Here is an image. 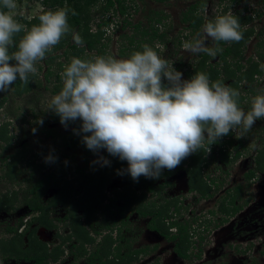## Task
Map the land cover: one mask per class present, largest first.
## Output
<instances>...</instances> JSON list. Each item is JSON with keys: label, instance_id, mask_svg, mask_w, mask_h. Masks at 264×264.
I'll list each match as a JSON object with an SVG mask.
<instances>
[{"label": "clouds", "instance_id": "1", "mask_svg": "<svg viewBox=\"0 0 264 264\" xmlns=\"http://www.w3.org/2000/svg\"><path fill=\"white\" fill-rule=\"evenodd\" d=\"M0 2L10 10L0 11V92H7L17 79L27 83L29 75L37 73V62L46 58L70 28L67 10L46 11L40 23L28 29L11 14L15 0ZM240 28L239 18L229 13L207 22L203 32L213 42L232 43L243 39ZM21 32L25 34L17 44L14 37ZM74 41L83 43L78 35ZM183 47L195 55L215 56L221 51L206 47L200 38ZM155 48L163 50L164 45L157 43ZM60 75L63 86L52 97L49 109L65 127L81 120L80 131L90 133L83 136L86 147L93 152L106 149L127 161L126 171L133 181L141 176L159 179L163 170H175L202 148L210 152L212 145L232 132L243 138L257 120L264 119V95L254 97L245 112L239 106L238 91L211 82L205 73L182 80L173 62L147 44L127 59L73 58ZM38 123L42 125L43 120ZM54 159L49 156L45 162ZM93 163L110 162L100 157Z\"/></svg>", "mask_w": 264, "mask_h": 264}, {"label": "trees", "instance_id": "2", "mask_svg": "<svg viewBox=\"0 0 264 264\" xmlns=\"http://www.w3.org/2000/svg\"><path fill=\"white\" fill-rule=\"evenodd\" d=\"M17 0H15L16 3ZM43 7L40 14L34 16L31 19L24 17H15V19L31 29L32 26L38 25L40 23L39 17L46 11H57V10H67L68 14V24L69 28L75 30L74 35L72 34L70 38L67 35L62 37L59 44L56 45L50 52L46 53L45 63L47 64L46 72L44 74L43 83L39 76L29 75L27 83L17 81L11 86L7 92H0V109L8 100V93L12 91L14 96H23L28 94L38 88L44 86L45 89L49 90L48 84L52 83V78L56 76L54 81V87L52 92L58 94L63 86V80L61 73L64 71L66 64L62 62L56 63L60 58L59 55H52L59 51H63L64 57H67L70 62L73 58H79L81 60H92L97 56L106 57L107 55V41L111 40V37L107 36V31L110 27L114 26L113 17L119 14L125 17L122 28H126L132 25L129 22L130 10L136 5H130L131 0H36ZM157 2H165L167 0H155ZM225 1V0H222ZM233 4H240L242 0H231ZM101 5V16L100 19H95L92 15V9ZM206 6L205 0H196L189 8L183 13L182 21L187 25V28L191 29L192 34L200 31L202 27L209 21H206L204 17L200 14ZM0 11L8 12L10 10L3 7L2 2H0ZM73 11L76 13L73 15ZM227 9L220 16L225 15ZM162 13V11H161ZM157 12V18L152 19L156 24H161L166 15H161ZM239 18V23L241 25L240 31L243 34V39L239 42L224 43V42H213V45L209 48H219L215 56H209L206 53H200L199 59L190 69L184 72L186 80H190L197 73H205L211 82L219 81L223 85H228L230 88L239 92L240 84L243 81L249 80V82H254L256 79L254 76L258 74H264V70L260 69V63L249 60L248 68H245L242 64L243 51L242 48L249 42L254 34L253 29H244V25L248 24L251 20L249 16H237ZM213 20L210 21H214ZM118 25V23L116 24ZM134 31L137 35H140L142 41L137 40V35L132 36L124 35V38L129 40L127 46H123L120 49V54L122 57L129 58L136 51H143V46L147 43H151V47L155 49L152 44L155 40L164 41L167 37L166 33H160L159 28L153 27L152 32L145 28H141L140 24L135 26ZM25 33L21 32L14 37L15 43H19L20 39ZM78 35L83 43L78 45L74 41V36ZM108 37V38H107ZM180 47L183 46V42H180ZM261 43L260 45H262ZM16 50V49H15ZM94 52V56H89L87 53ZM264 56V55H263ZM72 57V59L70 58ZM69 62V63H70ZM58 65V70L55 73L53 71V66ZM39 70H43L40 66ZM183 73L182 69H179ZM228 82H231L228 84ZM167 84V81H165ZM244 97L239 95L238 103L242 104ZM52 121L56 124L60 123V118L52 112ZM10 124L7 122L2 126L7 128ZM0 128V142H4L7 146L12 145L13 135H9V131L5 128ZM82 127V121L77 119L74 122H68L66 128H72L69 135L72 134L71 141L65 142V145L73 150H77L79 147L86 151V155L91 154L93 151L89 150L83 143V136L90 135V133H83L80 131ZM75 130V131H74ZM52 131H48V135H51ZM30 147L24 144L21 150H17L14 155L10 157H4L5 161L4 169L6 170L2 178H6L8 181L15 183L19 180L20 176L26 173V170L22 165L27 166L32 173L25 179L30 186L24 196L22 204L29 208L30 214H39L38 218H35L42 226H47L50 229L57 228L55 220L51 217L52 210L57 207L63 206L66 209V225L71 229V234L68 237H62L61 243L57 245L52 250H49L47 244L41 242L36 236V230H32L28 236L29 241L24 242V233L18 232V228L10 227L7 230L9 238H4L5 235L0 237V254L15 260H24L32 262V264H52V262H57L64 254L65 251L62 248L66 242L75 241L70 248L71 253L78 256L89 255L87 264H129L132 261H137L139 255L144 253L145 250H134L130 248V240L123 236V230L129 224V212H138L141 216H151V221L149 223V228L159 232L164 235L167 239L174 241L176 244L175 250L179 257L183 259H190L188 251L192 244L191 236L189 233L188 224L178 223L177 221L172 222L167 225L164 222L165 218L171 217L169 215L170 208L168 206L157 207L153 203H148L146 205V194L142 196L137 195L136 191L132 189V186H148V190L155 192L153 184L158 179H147L143 176L139 178L138 181H133L131 176L128 174L130 184L126 189L122 191L114 190L113 197L109 200L106 195V188L111 183L112 179L119 175L122 169L128 166L127 161H122L117 156H112L108 161V165H104L100 169L94 172H88L86 169L78 170V176L74 179H69L67 177L70 171L69 163H59V160L54 159L55 168L50 172L49 175L43 176L39 179H35L34 172L41 173L49 163L38 164L35 159L29 158L25 163L29 153ZM87 157V156H86ZM188 174L190 176L189 185L191 190H194L200 183L203 184L202 177H196L192 172L194 164L201 165L203 160L199 157L197 161L195 156L190 155ZM8 160V161H7ZM263 164L260 163L261 167L264 168V159H262ZM183 163L180 164V168ZM178 167V168H179ZM198 168V167H197ZM199 173L201 169H198ZM162 175V174H161ZM1 181V180H0ZM84 183L82 188L83 193L77 191L76 185ZM58 189L57 194L53 195L51 198L44 200L47 192L51 189ZM20 191L7 192L0 195V212L15 210V203L20 197ZM106 200L110 203H106ZM121 202L122 206H117V203ZM106 203V204H105ZM117 218L114 219L116 209ZM102 211L105 213L109 211L111 221L106 225V228L110 232L104 236L102 239L97 240L96 235H101V231L95 228L93 223L96 219L97 214ZM82 213V214H81ZM34 221V219H33ZM23 224V220L20 222V227ZM178 228L179 233L177 235L171 236L170 228ZM128 229V227H127ZM114 232L117 234V238L113 235ZM59 237V235H57ZM97 243V244H96ZM97 245L94 250L88 253L89 246ZM117 245L116 252H113L112 246ZM264 254V251H263ZM113 258V259H111Z\"/></svg>", "mask_w": 264, "mask_h": 264}, {"label": "rangeland", "instance_id": "3", "mask_svg": "<svg viewBox=\"0 0 264 264\" xmlns=\"http://www.w3.org/2000/svg\"><path fill=\"white\" fill-rule=\"evenodd\" d=\"M196 0H167L165 2H157L155 0H131L130 5H136L130 10L129 22L132 25L122 28L123 19L125 17L117 14L113 17L114 26L110 27L107 31V36L111 37V40L107 41V55L106 57H113L116 59H127L122 57L120 54V49L123 46H127L129 40L124 38V35L132 36L136 34L134 31L137 24L141 25V28H145L152 32L153 27L159 28L160 33H166L167 37L162 42L154 41L152 44L155 46L157 43L164 45L163 50L155 48L159 55L162 58L168 59L170 62H173V67L176 71L182 69V80H186L184 72L187 69H190L197 60L199 55L192 54L180 47V42L184 43L191 42L196 38L204 39L205 46L211 47L213 41L210 38H206L203 32V27L200 31L192 34L191 29L187 28L188 24H185L183 19V13L193 4ZM206 6L203 10L200 11V14L204 17L206 21L213 20L214 18L220 16L227 9L226 14L228 13H238L241 12L242 16H249L251 20L248 24L244 25V29H253L254 34L249 40V42L242 48L243 58L242 64L245 68L249 66V60L253 59L259 61L261 68H264V57L261 58L260 54L264 53V48H262L259 43L264 40V0H242L238 4H233L231 0H205ZM43 10V7L36 0H17L16 8L11 10V14L15 17H24L31 19L34 16L40 14ZM162 11V13H161ZM157 12H160L161 15H166V18L161 24H156L154 20L157 18ZM225 14V15H226ZM92 15L95 19H100L101 16V5L92 9ZM75 30L70 27V31L65 34V37L68 35L69 38L71 35H74ZM137 35V34H136ZM107 37V38H108ZM72 40V38H70ZM137 40L142 41L140 35H137ZM151 45V43H147ZM10 51H15V48ZM89 56H94V52L87 53ZM52 55H59V59L56 61L69 64L70 60L67 57H64L63 51H59ZM72 59V57H70ZM45 60L39 61L36 64L37 73L39 79L44 83V74L46 72L47 64ZM42 66L43 70H39V67ZM58 70V65L53 66V71L56 73ZM56 80V76L52 78V83ZM48 84L50 89L47 90L43 87L38 88L28 94L23 96H14L12 91L8 93V100L4 106L0 109V128L5 123L10 125L5 128L9 131V135H13L14 139L12 145L7 146L6 143L0 142V195L12 191H20V199L15 203V210L2 211L0 212V237L7 233V230L10 227L17 228L19 227L20 222L23 220V224H28L32 221V217H37L31 215L28 212L26 205L22 204L24 196L26 195L27 190L30 188L29 184L25 182V179L29 177L32 171L27 168V166L22 165L26 170V173L21 175L19 180L15 183L8 181L6 178H2L5 173L4 164L5 161L3 158L10 157L15 154L17 150H21L24 144H27L30 147V153L25 161L29 158L35 159V162L38 164L46 163L45 158L52 156L56 160H59V163H69L70 171L68 172L67 177L69 179H74L78 176V170L86 169L88 172L96 171L102 166L101 163H93L94 161L99 160L100 157L105 159H111V155L107 152L106 149H100L96 152H92L89 155H86L84 149L79 147L77 150H73L65 145V142L71 141L72 128H66L59 124H56L52 121L51 115L52 110L49 109L50 101L52 97L56 94L52 92L54 84ZM229 83V82H228ZM239 93L242 97L245 98L243 106L241 108L247 112L251 109L252 100L259 93H264V77L262 81L249 82V80L243 81L239 87ZM43 120V124L38 123L39 120ZM264 119L257 120L255 125L247 132L243 138L237 137L235 132L231 133V138L234 142H239V145L242 146V151H250L246 153V156H251V158L256 157V149H259L260 140L264 139ZM48 131H52L51 135H48ZM224 141V138L220 140L217 144H214L215 150L211 151L219 152L221 151V143ZM238 145V146H239ZM246 145V146H244ZM220 153V152H219ZM87 156V157H86ZM8 161V160H7ZM253 163L252 160H249ZM49 165L41 172H34L35 179H39L43 176L49 175L50 172L55 168L54 162H47ZM226 167L217 161V164L211 166L205 170V175L208 179L212 175L219 176V181H223L225 178L224 169ZM234 176H231L230 181L236 180L239 182L240 179H235V173L237 169L233 168ZM124 173V172H122ZM124 174H120L114 180L121 181L124 180ZM222 179V180H221ZM264 179V178H263ZM162 180H160L161 182ZM166 182H170L171 185L167 187L163 194L162 198L168 196L171 197H185L183 201L184 210L182 211L183 215H180V221H186L191 225V237H192V253H198V250H201V247L205 250L215 249L214 254L208 256L207 253L202 258H197L194 254L192 260L187 262H181L173 255L172 243L166 239L159 236L157 233L148 230L146 218L139 217L136 213H133L130 217L131 229L128 233V238L131 239V244L133 249L138 248H149V252L141 256L140 260L134 264H202L201 260L212 261L216 258L217 263L225 262L226 264H241L240 262L244 261V264H264V185L260 189H255L251 193H254L253 202L251 203V213L249 218H243L239 216L238 223L235 227H232L230 222L227 224H219V221L223 219L221 214H216L212 225H210L211 231L204 232L203 225L206 224L204 218H202L203 223L198 224L195 220L196 216L199 213H202L205 217L211 211H217L220 200L217 199L218 196L222 195V190L211 200L201 199L195 200L192 197V194H188L187 181L188 178L185 177L183 171L177 170L172 173V176L168 179H165ZM159 182V183H160ZM207 182V181H206ZM208 183V182H207ZM84 183L76 185V189L81 193ZM138 193L145 192L146 188L144 186L140 187ZM171 191V193L169 192ZM215 191V186L213 187ZM249 191V189H248ZM247 193L249 194V192ZM58 189H51L47 192L44 200L51 198L53 195L57 194ZM188 194V196H187ZM156 197V196H155ZM160 197V196H159ZM247 197V195H246ZM149 199V195H147ZM158 198V197H156ZM218 200V201H217ZM201 201V202H200ZM191 209V210H190ZM249 205L246 208L245 217L249 215ZM66 215V209L63 206L57 207L52 210L51 217L55 220L57 225L55 232H59L60 235L66 237L69 233V230L63 225L64 217ZM102 215V214H100ZM209 221V220H208ZM100 223L95 224L96 228H100ZM36 223V222H32ZM245 224V225H244ZM215 225V226H214ZM214 226V227H213ZM217 226V227H216ZM23 233L25 236H29L30 227L25 228ZM21 228V229H22ZM32 229V226H31ZM194 229H197L199 233L202 234L205 239L198 238V232ZM103 236L106 232L104 229H100ZM29 233V234H28ZM127 232L125 231V234ZM24 236V237H25ZM11 235L6 234L4 238H9ZM97 240L102 239V236H95ZM29 238L25 239L24 242L27 243ZM55 243H59V240H55ZM72 242L66 244V248L70 247ZM244 250V251H243ZM245 255V256H244ZM87 257L81 259L78 264H84L87 262ZM211 259V260H208ZM75 264L73 261V256L67 253L57 264ZM205 263V262H204ZM0 264H30L25 262L16 261L14 259L5 257L0 254Z\"/></svg>", "mask_w": 264, "mask_h": 264}, {"label": "flooded vegetation", "instance_id": "4", "mask_svg": "<svg viewBox=\"0 0 264 264\" xmlns=\"http://www.w3.org/2000/svg\"><path fill=\"white\" fill-rule=\"evenodd\" d=\"M231 14H234L235 16H241L242 17V14L240 11H238V13L236 12V13H231ZM260 42L263 44L260 45L261 43H259V45L262 48H264V40L260 41ZM263 55H264V53H262V55L260 54L261 58L264 57ZM254 61H256V60H254ZM259 68L264 70V68H261V64H260ZM254 77L256 79L255 81H258V80L262 81V77H264V74H258ZM230 83L231 82H229L228 84H230ZM256 95L258 96V94H256ZM259 95H264V93L263 94L259 93ZM244 100H245V98L243 99L242 104L239 105L240 107L243 106ZM262 130H264V128ZM239 142H234L233 139L231 138V133H230L227 137H224V141L221 143V151H219L220 153L216 152V151L208 152L204 148H202L193 154L195 156L196 161H197V158H199V157L203 160V163L201 165L194 164V166L192 168V172L195 175V178L198 176V177H202L201 179L203 180V182H202L203 184L200 183L199 185L196 186V188L194 190H191L190 185H189L190 176L188 174V169H189V162H190L189 157L190 156L182 161L183 166L181 168L177 167L173 171H168L166 169L163 170L162 175L153 184V187L155 188V192H151L150 190H148L149 189L148 186H144V185H141V186H144L146 188L145 192L143 191V193L137 192V191L141 190L140 189L141 186L140 187L139 186H132V189L135 190L137 195H139V196H142L144 193L146 194V205H148V203H153L157 207H161V206L164 207V206L169 205V208H170L169 215H171V217L164 219V222L167 225H170L174 221H177L178 223H182V224H188L186 221L184 222V221L179 220L180 215H183L182 211L184 210V207L182 204H183V201H185V197H181V198L180 197H172V198L170 197L169 198L168 196H166V197L162 198V196H161V194H163L164 190L171 185V183L166 182L165 179L166 178L169 179L172 176L173 172H175L177 170H181V171H183L185 177L188 178V181H187L188 194H192V197L195 200H201V199L211 200V198H215V196H217V194L223 189L222 195L217 197V199L220 200L219 206L217 207V211L216 212L211 211L210 213L205 212V214H208V215H206V217L202 213H199V215H197L195 217L196 218L195 220L197 221V219H198V221H199L198 224L203 223L202 218H204L206 224H202L203 228H205L203 233L211 231L210 225H212V221L215 219L214 216L218 213L223 216V219H221L219 221V224H222V223L227 224L232 220L230 222V224L232 227H235L236 224L238 223L237 221H238L239 216H240V218L241 217L249 218V216H250L251 207H252L250 205L253 202V198H254V193H251L253 190V187L255 189H260V187H262L264 185V179H263L264 178V168L261 167V165H260V163L263 164L262 159H264V139L260 140V144H262V147L260 145L259 149H256V153H255L256 157L251 158V159H249L251 156H246V153H249L250 151H242V146L239 145ZM244 146H246V145H244ZM211 149L215 150V146L212 145ZM249 160H252L253 163H251ZM217 161H219V163L221 162V164L226 167L224 169L226 179H223V181L218 180L219 176L212 175L210 177L211 179H208L207 176L204 174L205 170L211 166V162H213V165H214V164H217ZM234 167L237 169V173H235V177H236L235 179H240L239 182H236V180L230 181L231 176H234V174H233V172H234L233 168ZM127 168H128V166L120 171V172H124L123 173L124 174L123 175L124 180L115 181V183H114V180L116 178H118L117 176H119L120 175L119 174V175L115 176L112 179L111 183L107 186L105 192H106V195L108 197L107 198L108 200L111 197H113V191L114 190H118V191L123 192L126 189V187L130 184V181L128 178V173L126 171ZM198 169H201L200 173H199ZM91 172H94V171H91ZM160 180H162V181L160 182ZM214 186H215V191H213ZM248 189H249V191H248ZM247 191L249 192V194L247 193ZM140 192H142V191H140ZM169 192L171 193V191H169ZM81 193H83V190H81ZM188 194H187V196H188ZM147 195H149V199L147 198ZM246 195H247V197H246ZM155 196L158 198H156ZM108 200H106V203H110V201H108ZM248 205H249V211H248L249 215H247L245 217L244 211L246 210ZM117 206H122V203L121 202L117 203ZM117 211H118V208L116 209L114 219L117 218V216H116ZM28 212H29V208H28ZM109 213H110L109 211H106L105 213L100 211L99 214H97L95 221L93 222L94 224H97V223H100L99 221H101L99 229H104V231L106 232L105 233L106 235L111 230V229L108 230L106 228V225L109 223V221H111V217H110ZM133 213H136L141 218L148 219L147 220L148 230L157 233L159 236H161L162 238H164L167 241L172 243L173 255H174V257H176L181 262H187V261L192 260V258H193L192 256L194 254L196 255L197 258H202L205 255V254H203V252L207 253L208 256H211L212 254L216 255L214 253V250H218L217 247L215 249L205 250L202 246L201 250H198V253H192V244H191L190 250L188 251L190 259H183V258L179 257V255L177 254V252L175 250L176 244L174 241L167 239L164 235H162L159 232L149 228V223H150L151 218H152L151 216H149V215L141 216V215H139L138 212L131 211L128 214L129 215V224L127 225L128 229L126 227L125 230H123V236L126 239L130 240V248L132 251L141 250V249L145 250L144 253L139 255V259L137 261L140 260L141 256L143 257L144 255H146L149 252V248H147V247L146 248H138V249L132 248L131 239L128 238V233L131 230L129 228V225H130V217ZM100 214H102V215H100ZM31 215L33 216L35 214H31ZM66 215H67V213H66ZM66 215H65V217H66ZM36 216H37L36 218H38L39 214L36 213ZM65 217L63 219L64 221H62V222H63V225L69 230V233L66 236V237H68L71 234V229L66 226L68 224V222L65 220L66 219ZM33 219H34V221H33ZM32 222H36V223H32ZM188 225H190V224H188ZM31 226H32V229H31ZM22 227H25V228L30 227V231L36 230L35 236L41 242L47 244V246L49 247V250H52L53 248H55L62 241L60 238V236H62V235H60L59 232L54 233V230H56V228L50 229L47 226L40 225L37 221H35V217H32V221L28 224V227H26V224H22L21 227L20 226L17 227L19 229L18 232L23 233L24 229ZM95 228H96V226H95ZM194 230L196 232H198L197 229H194ZM125 231L127 232L126 234H125ZM170 232H171V236H174V235H177L179 233V229L172 227V228H170ZM189 233L191 236L192 235L191 225L189 226ZM116 234H117L116 232H114V234H113L115 236V238H117ZM57 235H59V237ZM98 236H102V238L104 237L102 235V233H101V235H98ZM197 236H198L197 239L198 238H201L202 240L205 239V237H203L202 234L199 232H198ZM27 238H28V236H25V239H27ZM190 239L192 241V237ZM55 240H59V243H55ZM70 242H72V243H71L70 247L67 249L66 244L70 243ZM70 242H66L62 248L64 249L65 254L67 253V255L71 254L73 256V261L75 264H78L81 261V259H85V256L87 258L89 257V255L86 254L84 256H80L79 258H77L78 256L72 254L71 250H70V248L72 247V244L75 243V241L74 242L70 241ZM96 244L89 246L90 250H88V253H90L92 251V249L94 250V248L97 246ZM116 247H117L116 244L114 246H112L113 252H116V250H115ZM63 256L57 262H52V264H57L63 258ZM111 259H113V258H111ZM208 260H211V259H208ZM16 261L32 264V262H28V261H24V260H16ZM137 261H132L129 264H134ZM201 261H202L201 262L202 264H226L225 262L217 263L216 258H214L211 262L205 261V260H201ZM244 261L245 260L241 261L240 263L244 264ZM84 264H87V262L85 261Z\"/></svg>", "mask_w": 264, "mask_h": 264}]
</instances>
